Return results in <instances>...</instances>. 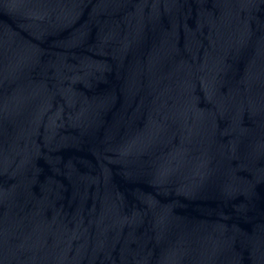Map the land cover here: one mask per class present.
I'll return each instance as SVG.
<instances>
[{
  "label": "water",
  "instance_id": "obj_1",
  "mask_svg": "<svg viewBox=\"0 0 264 264\" xmlns=\"http://www.w3.org/2000/svg\"><path fill=\"white\" fill-rule=\"evenodd\" d=\"M0 264H264V0H0Z\"/></svg>",
  "mask_w": 264,
  "mask_h": 264
}]
</instances>
